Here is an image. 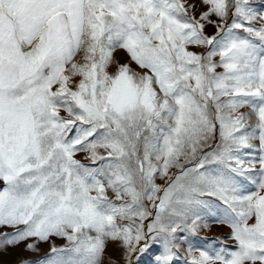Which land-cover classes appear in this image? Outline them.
Listing matches in <instances>:
<instances>
[{
	"label": "snow or ice",
	"instance_id": "obj_1",
	"mask_svg": "<svg viewBox=\"0 0 264 264\" xmlns=\"http://www.w3.org/2000/svg\"><path fill=\"white\" fill-rule=\"evenodd\" d=\"M0 185L19 264H264V0H0Z\"/></svg>",
	"mask_w": 264,
	"mask_h": 264
},
{
	"label": "rangeland",
	"instance_id": "obj_2",
	"mask_svg": "<svg viewBox=\"0 0 264 264\" xmlns=\"http://www.w3.org/2000/svg\"><path fill=\"white\" fill-rule=\"evenodd\" d=\"M211 31L212 29L209 28V32ZM116 55L118 58H121V59L123 58L122 53H117ZM244 111H247V109H245ZM77 158L81 159L82 162H84L83 154L78 155ZM0 187H2V185H0ZM0 231L11 232L12 229H0ZM229 231L230 230L227 227L213 225L210 231H208L207 233L202 232L201 236L207 235L210 238H214V237L224 238L227 236ZM53 240L57 244V246H62L65 243V241L57 239V238H53ZM228 245L229 247L231 246V241L228 242ZM48 249H49V244L47 243L40 244L39 256L32 255L28 252H25L23 245H21L18 248L8 249L6 252L0 254V264H19L20 261H35L39 259L40 257L44 256L48 252ZM108 258H112L113 260L119 259V253L115 249V246L113 245H109L107 252L105 253V259L107 260Z\"/></svg>",
	"mask_w": 264,
	"mask_h": 264
}]
</instances>
